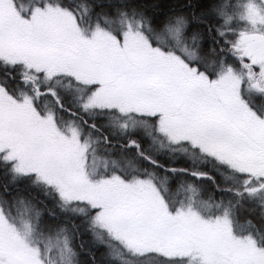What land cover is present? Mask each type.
Instances as JSON below:
<instances>
[{
  "label": "snow or ice",
  "instance_id": "snow-or-ice-1",
  "mask_svg": "<svg viewBox=\"0 0 264 264\" xmlns=\"http://www.w3.org/2000/svg\"><path fill=\"white\" fill-rule=\"evenodd\" d=\"M0 264H264V0H0Z\"/></svg>",
  "mask_w": 264,
  "mask_h": 264
}]
</instances>
